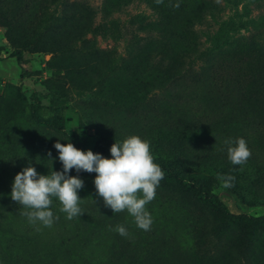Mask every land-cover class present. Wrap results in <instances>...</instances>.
Wrapping results in <instances>:
<instances>
[{"label":"rangeland","instance_id":"374dc122","mask_svg":"<svg viewBox=\"0 0 264 264\" xmlns=\"http://www.w3.org/2000/svg\"><path fill=\"white\" fill-rule=\"evenodd\" d=\"M67 2L93 9L95 22L110 29L86 36L95 42L94 51L54 50L65 34L57 37L52 51L16 49L0 24V264H212V241L205 239L207 249L196 245L201 212L195 206L192 210L166 181L146 205L153 219L148 231L138 228L127 210L114 213L105 206L95 188V172H69L84 181L79 190L84 213L69 220L54 198L51 209L59 219L51 227L33 225L22 215L27 209L12 200V185L30 163L39 174L62 171L54 147L58 140H71L87 151L100 139L123 142L138 134L150 140L156 163L177 162L183 171L185 164L188 173L211 184L229 212L264 215V68L245 67L248 96L241 98V86L232 76L242 72L224 59L225 53L253 49L264 57L259 36L264 0H163L171 5L174 31L200 16L202 6L204 13L193 25L195 51L178 75L159 82L148 74L150 61L156 64L159 55L152 53L150 61L148 55L142 57L149 40L158 38L146 28L158 16L145 0ZM24 5V0H6L4 8L23 21L18 13ZM17 36L24 34L17 30ZM53 37L47 36V42ZM112 47L117 54L109 61L100 49ZM52 116L61 119L60 126L46 121ZM241 137L252 155L244 165H233L225 140ZM221 162L223 171L210 173L211 165ZM218 174L234 176L232 186L224 187ZM121 225L127 236L116 231ZM251 231L244 263L264 264V227L252 226ZM141 251L145 254L139 258Z\"/></svg>","mask_w":264,"mask_h":264},{"label":"trees","instance_id":"16d2710c","mask_svg":"<svg viewBox=\"0 0 264 264\" xmlns=\"http://www.w3.org/2000/svg\"><path fill=\"white\" fill-rule=\"evenodd\" d=\"M145 1L158 16L155 21L149 22L146 28L155 33L158 38L149 40L148 49L142 54V57L144 59L148 55L149 59L152 53L159 55L156 64H153L149 59L151 64L149 63L148 74L153 76L157 82L164 78L171 79L174 75H178L183 63L185 66L186 58L195 51L193 25L201 22L204 6L199 9L200 16L187 19L183 29L174 31L169 24V17L171 16L169 7L171 5L166 7L162 3L158 4L156 0ZM24 2L25 5L19 8L18 13L23 22L19 19L15 20L13 16L9 15L8 10L4 8L6 0H0V24L5 27L7 40L16 49L18 48L17 45H23L24 48L31 51H52L57 37L65 34L62 37L64 41L58 43L54 50H58L60 53L76 52V50L83 49L94 51L97 48L94 45L95 42L86 36L88 34L94 36L99 32L110 33V29L106 28L104 24L95 22L96 12L81 2L70 3L67 0H24ZM32 4H34L33 7H31ZM31 12H34L33 18L29 16ZM28 20L31 21L26 24L25 22ZM17 30H21L24 36H17ZM261 33H264V30L259 31V36L264 40V34ZM49 35L54 36L50 43L47 42ZM254 37L255 35L252 34V41ZM78 42H80V46H77ZM177 44H180V47H177ZM100 50L109 61H114V55L117 54L115 47ZM253 50L250 52L237 50L224 54V59L242 72V76L239 77L231 74L232 78L241 86L239 89L241 98L248 96L243 87L245 67L261 66L264 68V57ZM18 52L20 51L18 50ZM109 65L110 63L107 64V66ZM157 85H154L153 88H156ZM46 121L54 126L61 125V119L55 116L47 118ZM185 136L184 134V138ZM114 143L112 140L100 139L92 151L110 158V148ZM188 161L190 162L189 159ZM223 163H218L216 166L211 165L210 173L223 171L220 167ZM159 165L165 173L161 181H166L168 188H174L173 191L179 192L182 201L190 202L192 210L195 206V209L202 214V227L204 223L205 226L204 231L202 227L200 231L196 228L198 233L196 245L198 248L200 246L207 249L208 245L205 239L209 238L212 241L211 245L216 249L212 264H245V256L247 257L252 246L251 227H264V215L256 217L229 212L219 196L212 191L211 184L188 173L185 164L184 171L181 170L180 164L177 162L166 161V163ZM235 226H238L239 229L235 230ZM144 254L145 252L141 251L139 258H142Z\"/></svg>","mask_w":264,"mask_h":264},{"label":"clouds","instance_id":"9594fccd","mask_svg":"<svg viewBox=\"0 0 264 264\" xmlns=\"http://www.w3.org/2000/svg\"><path fill=\"white\" fill-rule=\"evenodd\" d=\"M156 2L160 4L163 0ZM175 6L179 7V4ZM225 144L229 145L227 154L233 165H244L252 155L243 137L235 141L225 140ZM54 147L59 152L62 171L51 170L47 175L39 174L30 163L14 178L11 198L27 209L22 215L31 224L51 227L59 219L51 209L54 198L60 202V211L67 214V219L81 217L84 212L80 207L79 190L84 187V181L79 176L69 175L75 168L77 173H96L95 188L106 207L114 213L127 210L138 228L150 230L153 219L146 205L155 198L156 189L165 173L155 162L149 139L134 134L123 142L116 141L110 148V158L91 149L84 151L71 140L67 144L58 140ZM218 179L223 181L224 187H231L235 177L218 174ZM116 231L122 236L128 235L122 225L117 226Z\"/></svg>","mask_w":264,"mask_h":264}]
</instances>
